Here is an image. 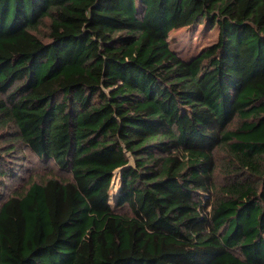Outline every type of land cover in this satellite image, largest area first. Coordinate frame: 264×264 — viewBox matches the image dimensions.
I'll use <instances>...</instances> for the list:
<instances>
[{"label": "trees", "instance_id": "obj_1", "mask_svg": "<svg viewBox=\"0 0 264 264\" xmlns=\"http://www.w3.org/2000/svg\"><path fill=\"white\" fill-rule=\"evenodd\" d=\"M3 124L0 264H264V0H0Z\"/></svg>", "mask_w": 264, "mask_h": 264}, {"label": "rangeland", "instance_id": "obj_2", "mask_svg": "<svg viewBox=\"0 0 264 264\" xmlns=\"http://www.w3.org/2000/svg\"><path fill=\"white\" fill-rule=\"evenodd\" d=\"M217 39V30L215 27L208 26L203 23L195 24V23H180L174 29H172L168 34V42L171 47L179 56L184 59H188L197 53L202 47L209 45L215 42ZM10 129L8 125L3 124L0 127V131H6ZM21 157V164L19 169L24 172L30 170V174L36 179L47 176L50 174H54L60 178H66L67 174L63 171H60L53 164L45 161H39L29 152H18ZM14 160V159H13ZM227 162V156L224 153L220 152L217 154V178L219 181L224 182L230 176L224 175L222 176L221 170H223V163ZM221 169V170H220ZM119 170L115 171L114 177L112 179V187L110 191V203H112L119 187V178L117 176ZM221 173V174H220ZM20 176H25V173L19 172L16 174V178L18 181H12L9 179L7 181L8 187L10 188L17 185L21 179Z\"/></svg>", "mask_w": 264, "mask_h": 264}]
</instances>
